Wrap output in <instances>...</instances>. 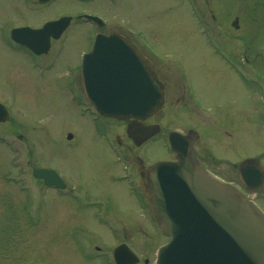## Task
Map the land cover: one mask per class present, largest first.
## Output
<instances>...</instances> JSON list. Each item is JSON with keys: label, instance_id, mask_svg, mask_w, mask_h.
Segmentation results:
<instances>
[{"label": "rangeland", "instance_id": "rangeland-1", "mask_svg": "<svg viewBox=\"0 0 264 264\" xmlns=\"http://www.w3.org/2000/svg\"><path fill=\"white\" fill-rule=\"evenodd\" d=\"M193 1L94 0L77 5L58 0L51 9L41 13L53 12L58 17L76 10H95L103 13L110 24L120 25L148 55L144 43L156 50L157 59L152 61L167 75L164 105L153 118L161 132L136 150L131 148L123 122L106 121L104 129L95 132L101 124L92 121L95 116L88 107L81 81H65L64 75L71 72L65 61L59 58L52 68H36L22 54L0 44V101L9 111L8 120L0 123V264H111L110 252L121 242L139 256L138 264H144V258L148 259L147 264H153L155 250L167 238L157 231L134 167L128 168L132 154H140L144 165L172 160L174 155L167 148L165 134L170 130L185 132L189 128L199 134L195 142L197 153L219 159L221 162L214 165L209 156L206 164L221 174L228 167L226 159L238 161L246 154H257L258 149L251 142L247 141L248 145L242 148L238 139L228 137L229 118L225 109L213 107L223 102H233L232 109H242L244 105V87L237 81L236 73L218 56L219 51L217 55L209 47L216 45L224 49L225 44L243 48L241 35L229 27L232 14L243 15L244 3L242 0H200L202 11L212 8L216 12L219 28L214 41L203 28L216 26L215 23L203 12L201 18H194ZM8 4L0 0V24L5 18L17 24L41 21V16L33 19L34 15L29 12L31 5H25L24 10L20 8L24 15L21 17L7 10ZM198 25L202 26V35ZM262 26L257 31L253 30L257 26L247 31L253 43L259 39L264 41ZM87 27L82 25L81 33L73 34L74 31L66 39L67 44L71 42V55L66 53L68 47L63 56L70 67L75 66L77 52L80 54L85 46ZM73 36L78 38L75 45L76 41L70 40ZM52 51L49 56L57 53ZM221 54L229 57L227 52ZM174 83L179 85L177 89ZM182 94L184 99L173 101V96ZM258 101L253 99L254 104ZM83 107L87 109L85 116L78 111ZM116 133L121 144L116 140ZM232 148L235 152L241 151V156L232 155ZM263 148L264 145L260 151ZM33 168H56L70 187L56 192L31 176ZM126 173L133 179L112 181L113 176ZM126 182L134 188L136 197ZM70 191L85 194L91 201H103L104 211L114 209L119 225L107 220V226L112 228L109 229L97 222L94 214L99 207L83 205ZM258 198L264 210V189ZM76 240L88 241L87 262L78 255Z\"/></svg>", "mask_w": 264, "mask_h": 264}, {"label": "water", "instance_id": "water-1", "mask_svg": "<svg viewBox=\"0 0 264 264\" xmlns=\"http://www.w3.org/2000/svg\"><path fill=\"white\" fill-rule=\"evenodd\" d=\"M67 20L62 18L43 30L58 26L60 31ZM81 74L87 99L100 115L144 119L163 104V89L152 65L130 40L118 35L96 36L93 48L82 58ZM7 118L8 111L0 104V122ZM153 127L145 131L131 122L126 132L133 140L139 132L140 142L158 131ZM196 139L193 130L185 135L170 132L168 144L175 161L155 162L142 174L158 228L169 236L158 249L155 264H264V214L199 166L193 148ZM246 167L240 165V173ZM260 173L264 177V171ZM33 175L46 185L61 186L51 169H35ZM112 258L115 264L138 262L125 244L114 249Z\"/></svg>", "mask_w": 264, "mask_h": 264}, {"label": "flooded vegetation", "instance_id": "flooded-vegetation-1", "mask_svg": "<svg viewBox=\"0 0 264 264\" xmlns=\"http://www.w3.org/2000/svg\"><path fill=\"white\" fill-rule=\"evenodd\" d=\"M6 1L9 3L8 4L9 9L7 10H11L12 13H19L21 17H24V15L20 13L21 11L20 8L24 10V8H26L25 5H31L32 9H29V12L34 15L33 19L37 20L41 16V21H37V23H35L34 21V23H30V24L24 22L17 24L14 22L11 23L9 22L10 20L5 18V21H3L0 24V44L4 48L12 52L22 54L24 59L28 60V62H30V64L35 66L36 68L37 67L52 68L54 63L58 61L59 58L62 59L67 64V68H71L70 69L71 72L70 71L66 72V74L64 75V78L67 79L65 80L66 82H75L78 79L79 81H81V74L79 70L81 54L89 51L92 48L94 43V38L96 37L97 34H103V35L118 34L121 37L123 36L125 38L127 37L131 39L127 34H125L121 30L120 25L116 26L110 24L108 20L105 19V15L103 13L100 14L98 11L95 10H88V11L76 10L72 14H68V15L63 14L56 17L53 12H50L49 13L50 15H47V13L45 14H41V13L43 11L51 9V7L58 2V0H11V1L6 0ZM69 1L77 5H87L88 3L93 2L94 0H69ZM207 1L210 2L209 0ZM234 1H238V0H234ZM242 1H239L244 3V7H243L244 9H242L243 15H240L242 19L237 14H232L230 16L231 27L229 28L231 31H236L241 35L240 40L243 41V48L242 49L232 48L230 47V45H228L226 46L225 50L229 55V57L226 58L227 61L226 65L230 69H233V72H235L237 75V81L244 87V91H243L244 99H245L244 105L242 109H232L233 102L232 103L223 102V104H219V105L213 104V107L215 109L218 108L225 109L224 111L225 115L229 118V121H227L228 130H229L227 131L228 137H232L233 140L238 139L237 142H240L242 148H245L246 145H248L246 144L247 141L251 142L253 146L257 147L258 152L256 155L246 154L240 157L241 155L239 154L241 153V151L235 152L232 148L233 152L238 153V154H233L232 152V155H236L237 157L240 158L238 161H228V159H226L228 162L227 165L228 167L225 171V174H221L220 172H217L207 167L206 160L210 155L206 156V154H204V156H202L196 153V160L200 166L206 169L207 168L210 169L214 174L225 180L227 184L241 197L251 199L254 202H256L258 205L263 207L260 201H258L259 199L258 197H259V192L262 189H264V177L260 173V170L264 171V148L262 149V151H260L261 147L264 145V48H263L264 41L259 39L257 43H253L252 41H250L249 37L247 36V31L252 26H257L253 29L254 31H257L259 28L263 27L262 25L264 24V0H242ZM193 2L196 9L195 11H192V13L195 17H201L203 12L205 13L206 17L211 18L215 23L216 26L214 25L210 26L209 29L210 32L213 30L214 36L216 38V34H217L216 28H219V25L216 22L217 15L215 10L211 8L202 11L200 0H194ZM88 14L99 16L102 21L101 24L98 25L94 21L87 19L85 16ZM62 17H69V20L67 26L64 27L61 31H59L58 26H55L53 29L50 30L47 29L43 30V28L46 25L52 24L53 22H56L58 19ZM82 25H88L86 29V33L84 34L85 46L84 48L81 49L80 54H79L80 51L77 52L75 66L70 67L68 65L70 62H67L68 61L67 58L63 56V52L65 48L69 47L68 50L66 51L67 54H70L69 50L71 49L70 46L71 42L69 41V44H67L66 39L74 31L75 32L73 34H78V32H80V27ZM198 29H199V34L201 35L202 26H198ZM41 30H43V33L40 32ZM76 36H73L70 39L76 41L74 45L77 43V39H78L76 38ZM131 40L133 41V39ZM210 48L218 55L217 50H215L213 47ZM52 50L53 51L57 50V53L52 56H49V53ZM59 52H61V55L59 54ZM72 54L74 56L75 53L72 52ZM147 59L152 63L157 79L161 83L164 93V101H165V94L167 92V85H166L167 83L165 79H167V75L165 74L164 71L158 68L157 65L153 63L151 59H149V57H147ZM164 70L167 71V68H165ZM174 84H175L174 87L177 89L179 85H177L176 83ZM171 92H173V90H171ZM173 98H174L173 101L179 102L182 99H184V95L183 94L180 96L175 95L173 96ZM254 98H258L259 101L257 104H254L255 102H253ZM80 110L81 109H78L79 114H80ZM85 115H87V113L83 114L82 116ZM153 118L154 116L147 117L143 120L127 119L118 122H123L125 128L127 126V123L129 124L132 122L133 127L137 128L139 126L145 131H148L151 128H154L153 127L154 124H157L153 122ZM106 125H107L106 123L101 124L99 128L95 129V132L97 131L99 132V130L104 129ZM221 127L222 126H218L217 128H221ZM239 130L241 131L240 135H239ZM160 132H161V128L158 129L157 134L147 137L141 140L140 142L138 141V138L140 139L139 132L135 133L137 136L135 140L128 138L132 144L131 148H134L136 150L143 145H147L149 141L155 138L156 136H158ZM242 133H243V137L241 138ZM116 140L118 143L121 144V140L118 133H116ZM126 156L129 157L128 155ZM211 159L214 165H218V163L221 162L216 157L214 158L212 157ZM247 159H252L254 160V162L250 164H245L244 161ZM150 164L144 165L143 157L140 154H137L136 152L132 154L130 162L128 163V168L134 167L136 171L137 174L136 177L139 181L140 189L142 192H143V186L141 185L142 174L149 167ZM240 165L247 166L244 170H242L244 173V177L240 175V171H239ZM119 178L120 179L129 178L131 180L133 179V177H131L129 173H126L124 175L118 174L113 176L112 181L116 183L117 181H120ZM63 182L65 183V188L58 189L54 186L52 188L56 192L67 191L70 185L67 184L64 180ZM126 184L129 187V191L131 192V194H133L132 196L136 197L137 193L136 191H133L134 188L128 185L127 182ZM72 187L73 189H75L76 186L72 185ZM77 187L79 188L80 186ZM80 199L83 205L95 206V205H90L89 200L91 199L85 194H82V197ZM135 203L138 204V201H136ZM113 210L114 209H108L107 210L108 212H104V215H99L98 213L99 210L95 211L94 217L97 218V222L98 221L101 222L102 224H104L105 227L108 225L106 223L107 220H109V222H115V225H119L118 221L116 220L117 219L116 214L113 213L114 212ZM68 237L69 234H67V238ZM70 238H71V242H73L74 240L73 235ZM75 242H78L76 247L78 255L83 259L82 260L83 262H87L88 253H89L88 241L87 243H84L83 241L80 242L79 240H76ZM72 245H74V243H72Z\"/></svg>", "mask_w": 264, "mask_h": 264}]
</instances>
